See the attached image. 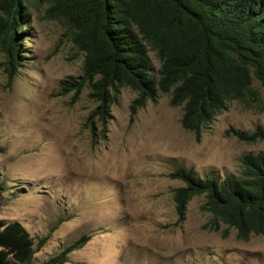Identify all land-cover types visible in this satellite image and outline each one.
I'll return each instance as SVG.
<instances>
[{"label": "rangeland", "instance_id": "374dc122", "mask_svg": "<svg viewBox=\"0 0 264 264\" xmlns=\"http://www.w3.org/2000/svg\"><path fill=\"white\" fill-rule=\"evenodd\" d=\"M24 22L11 77L0 51V219L17 220L34 241L47 236L31 264L81 234L89 239L63 264H264V232L242 240L232 228L222 237L223 225L201 229L203 195L192 196L175 223L170 190L182 183L166 175L178 165L199 176L236 174L242 154L264 152V140L225 134L264 129V86L252 78L261 109L230 102L197 141L180 126L181 107L169 106L167 93L146 100L128 122L135 93L122 87L104 136L92 137L88 88L60 87L81 74V55L42 7ZM148 55L157 68L154 52Z\"/></svg>", "mask_w": 264, "mask_h": 264}, {"label": "trees", "instance_id": "16d2710c", "mask_svg": "<svg viewBox=\"0 0 264 264\" xmlns=\"http://www.w3.org/2000/svg\"><path fill=\"white\" fill-rule=\"evenodd\" d=\"M38 7L82 57L81 74L61 80L60 87L74 93L88 88L95 103L86 117L92 137L104 136L109 107L122 87L135 93L128 122L146 100L167 93L168 105L181 107L180 126L196 141L228 103L262 108L252 78L264 86V0H0V51L9 77L26 39H20L24 19ZM148 50L158 59L157 68ZM225 134L247 143L264 140L259 127L227 128ZM166 175L182 183L170 190L175 223L188 200L203 195L199 209L208 217L201 229L216 232L223 225L222 237L232 228L242 240L264 232V152L242 154L236 174L199 176L178 165ZM46 239L34 241L17 220L0 219V264H31ZM88 239L81 234L40 264H63Z\"/></svg>", "mask_w": 264, "mask_h": 264}]
</instances>
